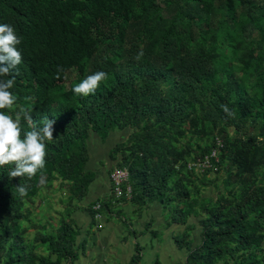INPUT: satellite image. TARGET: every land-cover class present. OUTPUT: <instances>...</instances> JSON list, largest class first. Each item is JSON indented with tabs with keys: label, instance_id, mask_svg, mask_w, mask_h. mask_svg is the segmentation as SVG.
I'll return each instance as SVG.
<instances>
[{
	"label": "trees",
	"instance_id": "trees-1",
	"mask_svg": "<svg viewBox=\"0 0 264 264\" xmlns=\"http://www.w3.org/2000/svg\"><path fill=\"white\" fill-rule=\"evenodd\" d=\"M121 130L131 203L198 218L184 264H264V0H0V264H69V209L30 206L82 200L90 136Z\"/></svg>",
	"mask_w": 264,
	"mask_h": 264
},
{
	"label": "crops",
	"instance_id": "crops-1",
	"mask_svg": "<svg viewBox=\"0 0 264 264\" xmlns=\"http://www.w3.org/2000/svg\"><path fill=\"white\" fill-rule=\"evenodd\" d=\"M128 135V131L121 130L105 140L94 134L90 136L87 169L94 179L82 200L68 206L65 187L59 183L60 190L54 191L55 182L52 184L50 190L57 192L58 200L54 199L55 195L50 196L55 201L50 206L53 210L58 204L60 207L49 216L57 218L68 208L69 212L60 216L67 217L77 231L75 257L69 264H184L187 252L175 240L187 225L194 226L190 238L194 245L198 243V218L190 217L186 225H168L171 214L158 202L143 206L132 204L126 198L113 202L109 173L117 167L120 154L116 157L112 152L125 143ZM95 203L101 204L98 222L93 220L91 211Z\"/></svg>",
	"mask_w": 264,
	"mask_h": 264
},
{
	"label": "rangeland",
	"instance_id": "rangeland-1",
	"mask_svg": "<svg viewBox=\"0 0 264 264\" xmlns=\"http://www.w3.org/2000/svg\"><path fill=\"white\" fill-rule=\"evenodd\" d=\"M194 139H195L193 141V143H194L193 146L194 147L199 146V145L202 146L204 144V142H206V139H202L200 136H195ZM194 172H196V174H201L202 173V169L200 168V169H198V170H196ZM223 176H224V173H223V171H221L214 177L216 185L220 184V180L223 178ZM54 186H55V188L53 189L54 191L56 189L60 190V188H58L59 187V182H55ZM53 190H44V191H42L43 192L42 194H44V195L40 194V196L38 198L34 199L35 205L34 206H30V209H33L32 210V213H33L32 216H33V218L35 220H40L41 222H43V220H44V218L46 216L49 217V215H51L57 208L60 207V205L57 203L58 205L55 206L56 209L55 210L52 209V205H55L54 199L58 200V195L57 196L55 195L57 192H53ZM49 192H50L51 195L49 194ZM220 192H221V189H218L216 191V190H214L212 188H209V189H206L204 191L203 195L214 196V194H220ZM60 194H61V192L59 191V196H61ZM52 195H55L54 199H53V197H50ZM50 204H52V205L50 206ZM27 206H29V205H27ZM50 219H52V217H50ZM56 220H57L56 218H53L52 223L55 224ZM34 232H35V230L29 229L26 236L29 237V238H32L33 235H34Z\"/></svg>",
	"mask_w": 264,
	"mask_h": 264
},
{
	"label": "built area",
	"instance_id": "built-area-1",
	"mask_svg": "<svg viewBox=\"0 0 264 264\" xmlns=\"http://www.w3.org/2000/svg\"><path fill=\"white\" fill-rule=\"evenodd\" d=\"M219 146V141L217 142ZM210 157H215V151L211 152ZM216 160V159H215ZM188 169H194V171L198 169H202V172L206 169L211 167L209 164V158L205 157L203 161L196 160L194 162H190L188 164ZM215 170V169H214ZM128 179V171L126 168H113L109 173V180L111 183V191L113 202L119 201L123 198L130 199L131 197V189L127 182ZM91 211L93 213V220L98 222L101 218V204L95 203L91 206Z\"/></svg>",
	"mask_w": 264,
	"mask_h": 264
}]
</instances>
